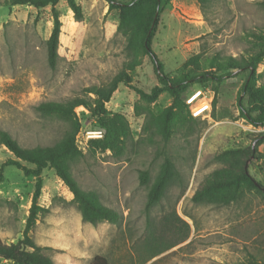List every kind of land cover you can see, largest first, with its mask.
I'll use <instances>...</instances> for the list:
<instances>
[{
    "label": "rangeland",
    "instance_id": "1",
    "mask_svg": "<svg viewBox=\"0 0 264 264\" xmlns=\"http://www.w3.org/2000/svg\"><path fill=\"white\" fill-rule=\"evenodd\" d=\"M3 1L0 130L8 131L21 146L52 145L70 129V118L37 109L43 101L93 98L85 89L105 86L121 70L145 92L159 84L142 50V9L131 11L130 23L119 28V11L109 10L106 0H75L80 18L67 0H59L62 26L52 69L46 45L53 28L50 6L8 7ZM260 44L264 0H165L151 47L164 72L180 80L209 71L214 58H240ZM231 72L221 79L190 82L182 103L169 114L167 139L162 122L173 103L167 91L150 101L117 85L105 107L109 116H121L125 136L113 150L85 139L86 130L97 128V119L85 107H76V142L82 156L68 163L70 173L83 190L93 192L121 217L117 222H84L73 194L53 169L46 168L38 199L42 210L29 233L41 251L55 264H90L96 254L109 264H264V197L259 192H212L200 202L192 200L204 179L231 173L227 161L217 158L228 149L251 145L255 159L247 170L264 184V138H258L264 127L239 116L237 96L247 71ZM256 85H264V57L256 68ZM198 90L203 93L186 105ZM204 103L208 108L192 115ZM9 157L13 154L0 143V165ZM167 161L171 178L158 202L146 210L148 192ZM232 165L238 168L240 161ZM144 170L148 180L142 184ZM34 183V177L16 167H4L0 239L6 244L22 238ZM8 262L17 264L0 259V264Z\"/></svg>",
    "mask_w": 264,
    "mask_h": 264
},
{
    "label": "trees",
    "instance_id": "2",
    "mask_svg": "<svg viewBox=\"0 0 264 264\" xmlns=\"http://www.w3.org/2000/svg\"><path fill=\"white\" fill-rule=\"evenodd\" d=\"M108 8L118 9L119 28L130 23L129 13L136 9H142L144 19L142 22V50L152 63L154 73L159 84L153 86L149 92H145L131 84L130 74L126 70L117 72L105 86H91L85 89L87 93L94 97L74 96L66 101H43L39 103L37 109L42 113H57L71 120L70 129L65 131L63 136L52 145L23 147L6 130H0V143L3 144L13 157L7 158L0 165V182L3 180V170L6 166H14L21 170L25 176L35 178L34 190L31 197V205L26 220L22 238L15 243L6 244L0 239V259L13 261L17 264H55L50 257L45 255L30 236V230L37 219L38 211L42 208L38 205L41 195L42 177L44 169H53L57 177L68 187L73 194V200L77 203L81 218L84 222L94 224L96 220H109L117 222L121 214L114 208L103 205L96 195L91 191L83 190L75 178L70 173L68 163L75 161L82 152L76 142V134L79 123L76 120L75 108L83 106L88 109L92 116L97 119V128L103 130L100 139H90L91 144L99 145L103 149L113 150L115 145L125 136L123 119L119 114L109 116L105 103L109 101L117 85L122 83L133 89L137 94L147 100H154L162 92H169L173 97V103L169 108V113L162 122L163 137H169V114L172 109L182 103V93L189 86L190 82L196 78L221 79L224 76L232 75L231 71H247L245 81L242 85L241 93L237 96V108L239 116L254 126L264 127V85H256V68L264 57V44L252 46L247 49L246 54L240 58L226 56L222 59L214 58V65L207 72L188 79L174 80L164 72V66L151 47L152 38L156 32V26L160 11L164 7L165 0H106ZM204 2L206 0H199ZM59 0H4V6L29 5L34 8L50 6L53 17V28L47 45L48 65L53 69L56 65L57 49L61 33L62 22L59 20V13L56 8ZM70 9L76 18H80L82 13L80 6L75 0H67ZM217 74V75H216ZM248 100V103H247ZM185 102V100H183ZM186 104V103H185ZM187 105V104H186ZM254 105V107H253ZM264 138V132L258 137ZM217 158L227 161L228 175L210 176L204 179L194 191L192 200L200 202L212 192L226 193L232 191L241 193V190H255L264 197V184L256 181L247 170V164L251 163L255 157L251 145L238 149H228L217 155ZM233 161H240V167L234 168ZM24 163L30 164L27 166ZM147 171L140 174L141 183L148 180ZM171 178V164L167 161L163 164L158 177L153 182L146 200L145 208L149 210L164 193L165 186ZM232 197H234L232 195ZM90 264H109L107 258L96 254ZM238 264H246L240 262Z\"/></svg>",
    "mask_w": 264,
    "mask_h": 264
},
{
    "label": "built area",
    "instance_id": "3",
    "mask_svg": "<svg viewBox=\"0 0 264 264\" xmlns=\"http://www.w3.org/2000/svg\"><path fill=\"white\" fill-rule=\"evenodd\" d=\"M203 92L201 90H198L197 92H195L194 94H192L191 96L188 97L187 99V103L186 104H191L194 102V100ZM205 95V93H204ZM212 98L209 99V102H211ZM209 104L208 103H204L201 105H198L197 107H195L192 111V115L194 116H198L199 114H201V112H203L204 110H206L208 108ZM103 136V130L100 128H94V129H88L85 131V139L86 140H90V139H100Z\"/></svg>",
    "mask_w": 264,
    "mask_h": 264
},
{
    "label": "water",
    "instance_id": "4",
    "mask_svg": "<svg viewBox=\"0 0 264 264\" xmlns=\"http://www.w3.org/2000/svg\"><path fill=\"white\" fill-rule=\"evenodd\" d=\"M8 264H10V263L8 262Z\"/></svg>",
    "mask_w": 264,
    "mask_h": 264
}]
</instances>
